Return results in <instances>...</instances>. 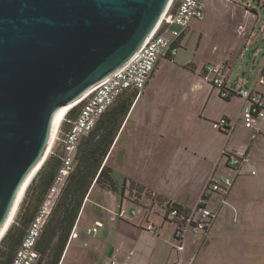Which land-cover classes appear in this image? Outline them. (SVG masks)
Masks as SVG:
<instances>
[{"label":"crops","instance_id":"0c3cea01","mask_svg":"<svg viewBox=\"0 0 264 264\" xmlns=\"http://www.w3.org/2000/svg\"><path fill=\"white\" fill-rule=\"evenodd\" d=\"M214 1L201 0L205 19L193 20L190 23L179 41L177 54L172 59H159L146 87L139 95L132 98L129 110L106 158L107 165L109 159L113 162L111 173L116 190H109L110 195L106 194L101 201L91 203L90 214L85 213L88 205L87 201L84 202L75 224L76 236L69 238L59 264H110L113 258L118 264H177L180 254L183 264H188L196 250L195 237L189 236L183 253L172 247L175 225L163 217L159 208L161 201L157 196L180 203L186 209L193 208L214 170L232 174L221 159L222 149L239 154L246 153L249 161L238 174H235L228 196L234 210L229 206L223 207L210 232L209 242L200 249L192 264H227L223 260L225 257L232 255L239 259L240 252L243 251L240 244L233 248L232 245L228 247L227 242L236 237L237 241L240 237L239 243H241L246 235H250V238L258 237L253 229L260 225V220L248 217L234 221L226 215H235L237 207H241L250 196L253 201L257 200L254 195L261 191V185L264 183V137L258 135L253 138V132L243 127L240 121L228 135L212 127L211 121L221 116L234 120L240 111L242 100L237 95L227 100L221 98L217 89L205 78L204 69L208 63L227 61V82L247 86L250 76L247 79L240 80L237 77L232 80L231 70L237 56L241 55L242 48L248 50L252 43L257 42L261 32L264 38V26L253 35L255 25L250 30L244 31V26L239 29L242 26L239 23L235 31L242 40L225 36L223 31L218 32L209 25V6ZM219 2L225 8L231 9L232 16H242V18H253L255 14L257 15V8L264 7V0ZM231 27L234 30L233 25ZM237 51L239 53L236 55ZM232 61L234 62L231 64ZM168 64L183 70L184 89L176 102H173L172 95L167 91L158 89L164 86V83L166 85L170 83L165 78L161 79L160 75L162 68ZM263 64L264 56L260 63L256 61V57L253 58L252 70L256 69L257 74L247 87L255 85L254 82ZM186 84L189 86L188 89L185 88ZM254 87L264 94V84H256ZM132 94L135 92L129 90L121 97ZM233 100L238 104L236 111L229 108V103ZM75 114L76 111H73L70 116ZM189 118L196 122L200 137H204L203 130L211 131L210 136H206L208 143L199 145L192 152L193 155L202 156L204 161L207 160L209 163L198 174L190 169L187 172L181 171L182 161L175 165L177 168L172 167L168 162L174 160V155L179 149L177 140L180 142L185 137H183V129H187L186 123ZM66 128L67 124L63 129ZM210 155L214 156L213 160L207 159ZM134 162H154V164L165 162L168 175L166 176L165 173L163 175L165 179L179 177L178 189L170 191L159 189L152 180L142 174L143 165H139L136 170L135 164L131 165ZM155 166L152 171L155 170ZM156 170L154 174L157 173ZM185 181L187 182L184 183ZM131 182L134 186L130 185ZM135 183L142 186L143 190L138 189ZM188 188H192L193 192H188ZM217 200L218 195L212 194L208 205L214 207ZM121 211H123L122 216L119 215ZM96 221L102 226L96 233L88 234L86 229L92 227ZM148 224L156 227V233L147 230ZM247 224L252 228L247 230ZM73 246H78L80 249L72 250ZM128 253L131 255L128 256ZM75 258H78L77 262L72 260ZM229 264H233L231 260Z\"/></svg>","mask_w":264,"mask_h":264},{"label":"water","instance_id":"95a60500","mask_svg":"<svg viewBox=\"0 0 264 264\" xmlns=\"http://www.w3.org/2000/svg\"><path fill=\"white\" fill-rule=\"evenodd\" d=\"M170 1L0 0V240L68 110L138 51Z\"/></svg>","mask_w":264,"mask_h":264},{"label":"built area","instance_id":"2783aa9c","mask_svg":"<svg viewBox=\"0 0 264 264\" xmlns=\"http://www.w3.org/2000/svg\"><path fill=\"white\" fill-rule=\"evenodd\" d=\"M205 18L201 0H171L163 13L158 25L145 40L138 51L122 66L88 90L78 101L76 114L67 120V128L62 129L56 146H60L61 163L55 173L42 203L37 208L33 218L13 255L10 264H37L40 253L36 248L43 226L49 218L56 198L65 185L69 174L74 167V154L81 138L86 135L99 120L101 115L125 91H134L136 96L148 84L157 62L161 58L172 59L179 49V41L193 20ZM240 26L239 29H242ZM264 56V55H263ZM205 78L217 89L219 96L230 99L237 95L242 100V105L237 117L232 120L221 116L213 121L214 129L230 134L236 123L253 132V138L261 135L264 137V94L254 86L264 84V64L253 86L233 85L227 82L226 66L222 63H208L204 69ZM221 159L232 174L221 173L214 170L208 177L206 185L195 206L190 209L180 210L174 201L164 200L159 203L163 217L168 218L175 225L172 247L179 253L186 249L189 236L195 237L196 250L189 259L192 264L199 252L205 238L210 234L223 207L233 206L229 203L228 196L231 192L235 174H238L249 157L246 153L228 152L222 149ZM254 173V171H252ZM137 191V190H136ZM218 195L214 207L208 205L210 196ZM123 211L119 213L122 216ZM134 214V212L132 213ZM102 224L98 221L88 229V234H94ZM147 230L154 232L155 226L146 225ZM76 225L73 226L70 237L76 236ZM128 256L131 253L127 254ZM110 264H118L116 259H111ZM177 264H183L180 257Z\"/></svg>","mask_w":264,"mask_h":264},{"label":"trees","instance_id":"16d2710c","mask_svg":"<svg viewBox=\"0 0 264 264\" xmlns=\"http://www.w3.org/2000/svg\"><path fill=\"white\" fill-rule=\"evenodd\" d=\"M124 93L114 101L101 115L95 126L79 141L74 154L73 170L57 196L51 214L38 239L36 248L40 253V259L37 264H59L71 230L81 211L83 201L93 184L101 183L105 178L109 189L116 190L112 171L106 163V158L129 110L132 98L136 96L135 93L121 97ZM77 108L78 106L72 107L66 116L70 117L71 112L76 111ZM61 153L60 146L53 147L28 185L14 215L13 222L0 240V264L11 263L28 224L52 184L61 163ZM51 158L55 159L52 160ZM130 185L134 186V183L131 182ZM137 187L143 190L142 186L137 185ZM30 190L31 198L30 201L26 202ZM174 204L180 210H186L180 203L174 202ZM24 205L27 207L24 208ZM22 208L24 209L22 216L20 215V224L15 227ZM165 219L168 218L165 217Z\"/></svg>","mask_w":264,"mask_h":264},{"label":"rangeland","instance_id":"374dc122","mask_svg":"<svg viewBox=\"0 0 264 264\" xmlns=\"http://www.w3.org/2000/svg\"><path fill=\"white\" fill-rule=\"evenodd\" d=\"M219 1H231V0H215L214 2H212L209 6V11H210V15H209V25L214 27L218 32L223 31L225 36H231L237 40H242V37L239 36L236 31L235 28L237 26V24L241 23L242 26L245 27L244 31H248L250 30L251 27H253L255 25V32H253V35L256 34V32L259 31V28H261L262 26H264V7H258L257 8V15L255 14L254 17H243L240 16H232L231 15V9L230 8H225ZM238 2H240L241 0H237ZM242 1H246V0H242ZM254 2V1H253ZM254 4H256V2H254ZM206 17V16H205ZM205 19V18H204ZM232 22V23H231ZM233 25L234 30H232L231 26ZM220 34V33H219ZM263 32L259 33V36L257 38V42L252 43V46L249 47L248 50H245L244 48H242V50L240 51L241 55L237 56V59L232 67L231 70V79L235 80L237 77L240 78V80L242 79H247L249 76V82L246 84L247 86L250 85L251 80L256 76L257 74V70L254 69V71L252 70V61L253 58L256 57V61L258 63H260L263 59V55H264V38L262 37ZM225 39V37L223 38ZM257 50L259 52H257ZM239 51H237L236 55L239 53ZM179 62V61H178ZM234 61L231 62V64ZM222 64H224L225 66L227 65V61H222L220 62ZM183 70H181L179 67L174 66L173 64H168L165 68H162V73H160L161 75V79H166L168 81H170V83H168V85H166L164 83V86L162 85V87H158L159 90L162 91H167L169 94H171L173 99V102L177 101V98L180 96L181 92H183L184 89V79L182 76ZM188 84L185 85V88L188 89ZM229 108L232 109L233 111H236L238 108V104L236 101H231L229 103ZM174 122V121H173ZM172 124V122H171ZM186 128L187 129H183V139L179 142V149L178 151L175 153V157L173 161H168L170 162L169 164H171L172 167L177 168L175 165L177 163H179L180 161H182V167H180V170H184V172H187L189 169L191 171H195L197 174L201 171L202 168H205L209 163L207 160L204 161V159L202 158V156L199 155H193L192 152L193 150L203 144V143H208L206 136H210L211 131H206L203 130V136L204 137H200L199 136V131H198V127L196 126V122L194 120H192L191 118H189V121H187L186 123ZM222 132V131H221ZM224 133V132H223ZM181 138V137H179ZM185 146H187V148L185 149ZM214 156L210 155L209 157H207L208 160H213ZM52 160L55 158H51ZM135 164L134 168L137 170L139 168V165H143V167H141L142 170V174L145 175V177H147L148 179L152 180L153 183L156 184V187H158L161 190H165V191H170V190H175L178 189V180L179 177H177L176 179H174V177L172 178H167L165 179L163 173L166 174V176L168 175L167 169H166V163L165 162H161V163H157L154 164V162H150V163H140V162H134L131 163ZM156 165V166H155ZM108 166L110 167L111 171H112V167H113V162L111 159L108 160ZM155 166V170L157 171V173H153L154 171H152V168ZM163 167H165V169H163ZM154 175V176H153ZM41 176V175H40ZM39 176V177H40ZM156 176V177H155ZM38 177V178H39ZM37 178V180H38ZM181 181V180H180ZM187 181H185L184 183H186ZM206 185V184H205ZM181 186V185H180ZM109 187L106 184V179L104 178L102 180L101 183H96L93 184L84 201H87V207L85 209V213L90 214L92 211L90 208V204L95 202V201H101V199L104 197V195H110L109 192ZM188 192H193L192 188H188ZM261 191H259L258 193H256V195H254V198L256 197L257 200L253 201V198L245 201L242 204V208L241 207H237V213L235 215L231 214L230 215H226L227 218L232 219L234 221H238L242 218H248V217H255L257 218L259 221V226L254 227L253 231L255 233H257L256 236H253V238H250V235H246V238H243L241 243L240 242V237H238V240L236 241L234 238L232 239V241L227 242L228 247L230 245H232V247H236L238 246V244H240L243 247V251H241V257L239 259H236L235 256L231 257L228 255L227 257H229V259L227 257H225L223 260L225 262H227V264H229L230 260L233 264L239 263L240 264H264V183L261 185L260 188ZM159 201H164L167 200V198L162 197L160 195L157 196ZM200 197V196H199ZM31 198V190L29 191V194L27 196L26 202L30 201L29 199ZM193 204H190V206H192ZM27 206L24 205V208H26ZM83 207V205H82ZM21 210V213L18 216L17 219V223L15 224V227H17L20 224V218L22 216L23 213V209ZM82 209V208H81ZM81 212V211H80ZM80 214V213H79ZM21 215V216H20ZM79 217V215H78ZM78 219V218H77ZM77 222V220H76ZM75 222V224H76ZM247 230L251 229L252 226L248 225L246 226ZM99 229V228H98ZM153 233H156V227ZM96 235V234H95ZM70 237V236H69ZM211 237V234H209L205 240L203 241L202 245L199 248L202 249V247H204L208 242L209 239ZM69 240V239H68ZM226 244V245H227ZM67 247V244L65 246V249ZM64 249V250H65ZM80 249L78 246H73L72 250H77ZM232 249V248H229ZM64 252V251H63ZM63 256V253H62ZM61 256V258H62ZM78 256V253L77 255ZM61 260V259H60ZM74 262L78 261V258L76 259H72Z\"/></svg>","mask_w":264,"mask_h":264}]
</instances>
